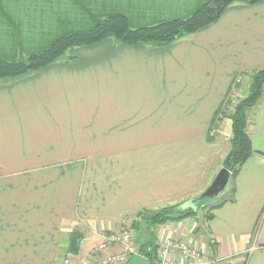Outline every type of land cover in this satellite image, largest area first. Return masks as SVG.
Here are the masks:
<instances>
[{"label": "crops", "instance_id": "obj_1", "mask_svg": "<svg viewBox=\"0 0 264 264\" xmlns=\"http://www.w3.org/2000/svg\"><path fill=\"white\" fill-rule=\"evenodd\" d=\"M200 5L0 0V60L36 55L112 15L139 29L188 19ZM262 69L264 0L232 4L215 23L165 47L107 39L0 80V264H62L65 254L69 264H93L92 249L139 213L196 209L230 149L226 108L233 111L248 75ZM247 132L253 152L230 174V198L205 218L198 211L158 226L161 238L219 264H264V91Z\"/></svg>", "mask_w": 264, "mask_h": 264}, {"label": "trees", "instance_id": "obj_2", "mask_svg": "<svg viewBox=\"0 0 264 264\" xmlns=\"http://www.w3.org/2000/svg\"><path fill=\"white\" fill-rule=\"evenodd\" d=\"M261 1L263 0H201L200 7L188 19L173 20L139 29H131L124 16L112 15L97 20L94 26L87 31L71 32L61 36L36 55L19 57L12 62L0 60V80L38 72L56 62L69 50L94 46L107 39L124 45L165 47L215 23L232 4L254 5ZM263 91L264 69L250 73L243 98L238 100L232 113L228 115L231 121L232 135L229 140L230 149L223 161V168L229 171L231 177L238 173L253 152L247 132V115L251 109L257 106ZM204 201V199L198 197L193 204L196 208H203L205 206L202 204ZM223 202L225 201L214 205L212 210L218 208ZM181 209H183V204L163 207L149 218L147 227L149 239L147 243L141 241L137 245L139 248L138 254L146 258L151 264H157L158 244L155 242L156 239L150 228L162 226L168 221H182L197 214L194 207L187 208L185 211H180ZM145 213H148V211H143L137 216ZM133 226L136 227V225Z\"/></svg>", "mask_w": 264, "mask_h": 264}, {"label": "built area", "instance_id": "obj_3", "mask_svg": "<svg viewBox=\"0 0 264 264\" xmlns=\"http://www.w3.org/2000/svg\"><path fill=\"white\" fill-rule=\"evenodd\" d=\"M241 77L237 79V84H241ZM224 114V113H223ZM210 137L217 135V129L214 127L209 132ZM118 247L119 251L99 256L103 251ZM138 245L132 236V233L124 226L105 236L104 240L94 249L91 254L97 259L93 264H125L133 255L138 254ZM69 255L65 254L62 264H69ZM157 264H219V259H211L199 248L193 247L183 241L173 239H163L162 244L156 252Z\"/></svg>", "mask_w": 264, "mask_h": 264}, {"label": "rangeland", "instance_id": "obj_4", "mask_svg": "<svg viewBox=\"0 0 264 264\" xmlns=\"http://www.w3.org/2000/svg\"><path fill=\"white\" fill-rule=\"evenodd\" d=\"M243 95L244 94H242L240 96V94H238L237 97H236V101L234 99L233 104L235 105L238 102V100L242 99ZM226 113L230 114V113H232V111H228V108H226ZM231 185H232V179H230V181H229V183H228V185L226 187L227 189L225 188L226 191L221 192L217 197H215L213 199H204L205 201L202 204L205 205V206L203 208H200V207L198 208L197 207L195 210L197 212L199 211L203 215L204 218L207 217L210 214V212H211V210H212L214 205H217V204L221 203L224 199L227 198V196L229 195L228 191H229ZM201 196H202V194L200 196H198V197H201ZM229 198L230 197H228L227 199H229ZM186 209L187 208H185V209L183 208L180 211H185ZM159 210L160 209L153 210V211H148V213H145L143 215L141 214L140 216L137 217V220H135V222H133L130 225L125 226V228H127L132 233V236H133L136 244L141 242V241H145L147 243V241L149 239V235H148L149 233H148V230H147V227L149 225L148 224V220L154 213H157ZM177 222H181V221H177ZM177 222L168 221V222H166L163 225H168V223H177ZM133 225H136V227L133 226ZM157 228H158V226L151 227L150 229L153 231V234H154L153 236L156 239L155 242L158 244V247H159L162 244L163 238L160 237V234H159V231H158ZM176 240L177 241H181V240H178V239H176Z\"/></svg>", "mask_w": 264, "mask_h": 264}, {"label": "water", "instance_id": "obj_5", "mask_svg": "<svg viewBox=\"0 0 264 264\" xmlns=\"http://www.w3.org/2000/svg\"><path fill=\"white\" fill-rule=\"evenodd\" d=\"M230 179V173L222 168L214 177L208 188L202 193L201 199H213L225 190ZM125 264H151L140 255H133Z\"/></svg>", "mask_w": 264, "mask_h": 264}]
</instances>
